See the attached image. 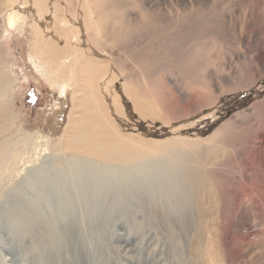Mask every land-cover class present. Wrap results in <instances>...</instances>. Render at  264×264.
<instances>
[{
  "label": "rangeland",
  "instance_id": "374dc122",
  "mask_svg": "<svg viewBox=\"0 0 264 264\" xmlns=\"http://www.w3.org/2000/svg\"><path fill=\"white\" fill-rule=\"evenodd\" d=\"M0 87V205L28 177L70 191L121 174L116 203L84 196L95 216L63 195L82 264H264V0H0ZM82 123L139 163L75 157L63 144ZM6 220L0 264H29Z\"/></svg>",
  "mask_w": 264,
  "mask_h": 264
},
{
  "label": "bare ground",
  "instance_id": "6f19581e",
  "mask_svg": "<svg viewBox=\"0 0 264 264\" xmlns=\"http://www.w3.org/2000/svg\"><path fill=\"white\" fill-rule=\"evenodd\" d=\"M35 6L36 5H34V7ZM17 17L18 16L16 15L15 11H11L9 13L8 21L11 26L12 25L14 26V23L16 22ZM62 21L65 24L64 19ZM72 49H73L72 52H69L66 54L63 53V55L59 57L48 59V60H51L52 63H56L60 65L59 68L53 69V72L56 71L58 73L60 72V68L62 67L66 68L71 65V60H70L71 55H77V49L74 45H72ZM66 84L69 85V81H67ZM0 90H1V87H0ZM0 109H1V106H0ZM2 116L3 115L0 112V118ZM85 117L86 116L84 115L83 118ZM88 120L90 122V119ZM85 121L87 122V120ZM103 127L104 126H102V128L95 126L93 129L95 133L100 132L104 134V132H102L104 130ZM87 128L88 127H85L83 123L77 125L76 128L69 135L70 137L63 144L64 147L71 148L76 152L74 154L76 155L75 157H79L81 155L79 154V152H84L86 154H89L97 158V161L101 162V165H102L101 167L103 166L106 167V165H109L112 167L113 166L123 167V166L135 165L139 163L138 162V160H140L139 156L140 154H142V152H138V150H135V148L133 149L129 147L128 144L123 145L122 142L118 140V137H114L112 135L111 137H107V138H105L103 135L97 136V137L86 136L84 133L87 131ZM105 130L107 132L106 134L108 135L112 134L109 129L106 128ZM4 158H6L5 153L0 154V163L3 162ZM105 169L110 170L109 168H105ZM104 173L102 175L103 176L102 178H103V182H105V185L102 187L98 186L95 189L93 188L92 185L90 186V184L93 183V180H89L90 181L89 182L88 181L89 178L87 179L89 183V187L87 185L77 187L76 185L74 188L71 187L70 191L72 192H70L68 187L62 186L63 184L55 185L54 184L55 181L53 180L51 182H53L54 185H50V184L48 185V183H44L40 186H37L33 178L31 179L28 177L24 182L23 181L22 183L19 182L18 185L14 187L13 190L10 191V195L8 196V198L11 199L12 197L13 201H11L9 204H7V202L4 201V203L0 205V216H5L6 214L11 213L12 215V217H10L11 219L6 220L5 217H3L4 218L3 222L6 220L7 222L11 223L14 217L16 220H19L18 224L22 226V229L20 230V233H18L16 238L20 237L19 239H17L19 245H21L23 238L26 237L28 239V244L22 243L23 244L22 254L24 258L29 262V264H82L81 259H80L81 258L80 254L77 252L78 250H69V244L72 245L71 242H73L71 238L72 231H71V228L68 227L69 224L67 225L64 223H65V220L68 218L67 216L71 214V212L72 213L74 212L75 205L69 203L70 202L69 200L67 199L65 200V197L67 198L71 197L69 196L70 193H73L75 196H77V198L83 197L84 198L83 202L84 204H86V206H84L82 209L84 210L86 209V211L91 213V215L95 216V213L97 212V208H98L96 203H93V202L89 203V200H88V203H85L87 202V199H85L84 196H86L87 194H90V190L92 191L91 193L92 196H97L101 199L108 197L110 194L115 195V193L113 192L115 187L112 186L113 184L112 181L120 180L119 178H121V176H119L121 175L120 173L118 175L117 173L113 172L114 177L115 176L116 177L113 180L107 179ZM53 176H51V178H53ZM129 176H131V174ZM129 176L122 178L121 182L124 184L125 188L129 187L130 189L134 190L138 186L137 180L136 178H131ZM76 187H77V190H76ZM259 190H264V188L261 186L255 185V193H257ZM59 191H63L62 196L61 194H59ZM130 193H131L130 195L134 196L132 192ZM119 195L117 196L115 195V198H114L115 203L117 202L115 201V199H119L120 197ZM123 196L125 197L123 199H127V194ZM66 201H69V202H66ZM24 206H29L30 210L29 211L25 210L26 212H24V210H21V208L23 209ZM14 212L18 214V217L16 216L17 215L16 213H15L16 215L14 214ZM166 212L167 211H165V213ZM2 224L0 226H2ZM23 225H25L26 227L25 226L23 227Z\"/></svg>",
  "mask_w": 264,
  "mask_h": 264
}]
</instances>
